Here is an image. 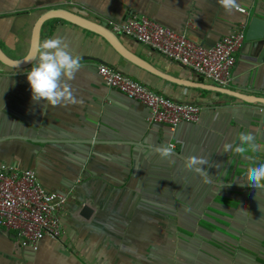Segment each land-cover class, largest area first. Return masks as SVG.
Instances as JSON below:
<instances>
[{"label": "crops", "instance_id": "obj_1", "mask_svg": "<svg viewBox=\"0 0 264 264\" xmlns=\"http://www.w3.org/2000/svg\"><path fill=\"white\" fill-rule=\"evenodd\" d=\"M66 1L72 5L0 0L1 49L12 59L25 57L35 23L57 9L101 25L146 16L206 47L242 25L246 35L253 18L264 20V0H236L246 13L225 11L217 0ZM115 36L162 75L123 57L101 35L62 19L42 25L39 45L58 37L70 54L81 58L69 82L76 103L53 107L33 101L26 74L35 61L24 69L0 62V167L32 170L48 191L68 196L60 241L46 238L33 250L20 247L12 233L0 229V264H264V188L248 179L249 170L264 163V147L257 151L239 139L248 133L264 146V103L218 92L212 89L218 86L192 69L132 38ZM259 53L245 39L225 89L264 98ZM98 65L174 102L199 105L200 120L175 129L148 123V109L109 88ZM16 135L106 142L6 139ZM169 144L185 158L203 159L200 169L221 186L185 168L176 155L160 158L154 151ZM226 144L232 147L225 150ZM237 146L243 150L236 152ZM84 205L94 211L89 219L81 214Z\"/></svg>", "mask_w": 264, "mask_h": 264}, {"label": "built area", "instance_id": "obj_2", "mask_svg": "<svg viewBox=\"0 0 264 264\" xmlns=\"http://www.w3.org/2000/svg\"><path fill=\"white\" fill-rule=\"evenodd\" d=\"M60 1L72 5V2ZM236 10L246 13L241 7ZM104 27L114 35L132 38L154 49L221 88L230 86L236 55L245 41V25L209 47L142 15L131 16L123 23L108 20ZM97 70L109 88L148 109L146 121L150 124L175 129L182 123L194 124L200 120L199 105L174 102L112 67L98 65ZM260 111L264 114V106ZM67 202V194L48 191L34 171L0 167V229L12 233L20 247L37 250L43 239L60 241L61 214Z\"/></svg>", "mask_w": 264, "mask_h": 264}, {"label": "clouds", "instance_id": "obj_3", "mask_svg": "<svg viewBox=\"0 0 264 264\" xmlns=\"http://www.w3.org/2000/svg\"><path fill=\"white\" fill-rule=\"evenodd\" d=\"M217 3L225 11L237 7L236 0H217ZM80 57L72 55L67 50V46L58 37L48 38L38 46L37 54L29 53L25 62L35 61L26 74V81L31 92L33 101H42L49 106H65L76 103L69 82L74 78L75 73L80 68ZM241 145L249 144L257 151L261 150V144L255 143L253 135L243 133L239 137ZM231 145H224L225 150H229ZM236 152L243 149L235 147ZM154 151L160 158H167L172 155L173 146L165 145L156 147ZM205 161L196 157H188L185 161V168L200 172L199 165ZM248 179L254 187H260L264 182V163L252 167L248 172Z\"/></svg>", "mask_w": 264, "mask_h": 264}, {"label": "water", "instance_id": "obj_4", "mask_svg": "<svg viewBox=\"0 0 264 264\" xmlns=\"http://www.w3.org/2000/svg\"><path fill=\"white\" fill-rule=\"evenodd\" d=\"M50 19H62V20L68 21L72 24H75L77 26H80L86 30H89V31H92L96 34H99L102 37H104L123 57L127 58L128 60H130V61H132V62L150 70V71H153L154 73L161 74L158 71H156L154 68H152L150 65H148L146 62H144L143 60H141L140 58H138L137 56L132 54L130 51H128L119 42L117 37L115 35H113L112 33H110L104 27V25L93 22L89 19H86V18H84L80 15H77L71 11H68V10H59V9L52 10V11L45 13L44 15H42L37 20V22L35 23L34 28H33L31 47H30L29 53H32L34 55L37 54L42 25ZM245 39L254 42L255 47L259 50V52H260L259 54H261V56L263 55L262 59L264 60V20L263 19H259V18L251 19L249 26H248V29H247V32H246V35H245ZM28 54L21 59L15 60V59L10 58L8 55H6V53L0 47V62L3 63L4 65L10 67V68H13V69L28 68L34 62V61L32 63L31 62H25ZM261 56H260V58H261ZM212 89H215L218 92H223V93L233 95L235 97L244 99L248 102H262V103H264V98L246 96V95H242V94L230 91V90L225 89V88H220V87H212ZM8 138L9 139L19 138V139L29 141V142L39 141V142H47V143H51V142H71V143L72 142H82L83 144H98L99 142L100 143L106 142V141L94 140V137L85 138V139H74V140H68V139L52 140V139H50V140H46V141L41 140V138L40 139L29 138L28 136H25V135H16V136H12V137L10 136V137H7L6 139H8ZM172 154L176 155L177 157L182 159L184 162L186 161V158L184 156L180 155L179 153H177L176 151L173 150ZM197 173L201 177H203L206 181H208L209 183H211L215 186H221V183H219L218 181L214 180L212 177L207 175L203 170H200V172H197ZM231 184L233 185L234 183H231ZM259 188H264V185H261ZM81 212H82L81 214H82V216H84V218L89 219L92 216L94 211L89 206L84 205L82 207Z\"/></svg>", "mask_w": 264, "mask_h": 264}]
</instances>
